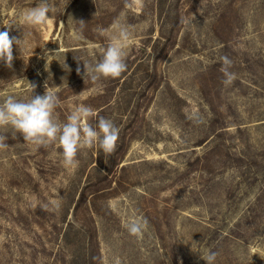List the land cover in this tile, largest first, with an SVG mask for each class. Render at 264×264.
Masks as SVG:
<instances>
[{
  "label": "rangeland",
  "instance_id": "374dc122",
  "mask_svg": "<svg viewBox=\"0 0 264 264\" xmlns=\"http://www.w3.org/2000/svg\"><path fill=\"white\" fill-rule=\"evenodd\" d=\"M36 3L0 0V31L26 37L13 68L0 63V103L47 83L59 121L83 104L119 138L111 156L85 148L67 167L57 144L0 129V264H206L211 251L215 264H264V0H56L62 15L23 25ZM118 22L127 70L84 81L74 57L100 60ZM135 215L149 222L140 238L125 228Z\"/></svg>",
  "mask_w": 264,
  "mask_h": 264
},
{
  "label": "clouds",
  "instance_id": "9594fccd",
  "mask_svg": "<svg viewBox=\"0 0 264 264\" xmlns=\"http://www.w3.org/2000/svg\"><path fill=\"white\" fill-rule=\"evenodd\" d=\"M64 9L61 10L56 0H38L34 7L21 13L20 20L23 25L27 26L44 25L54 16L62 15ZM78 23L82 30L85 22L78 21ZM12 25L21 27L18 24H10L6 26L8 30L0 31V63L9 70L13 68V46L15 45L21 52L26 43L24 33L22 39L10 36ZM115 28L117 34L103 50L100 60L91 63L74 57L77 61V75L81 74L79 65L83 62L84 81L97 82L101 78H118L127 70L126 42L131 38V32L128 26L119 22L116 23ZM58 55L59 49L55 53L44 52V58L47 61L46 70L49 65V57ZM221 62V72L224 76L222 83L226 87L231 86L237 78L236 74L230 71L233 62L227 56L221 57ZM61 66L65 71H71L65 60ZM30 85L33 93L35 85ZM59 104V97L48 89L47 83L43 95L33 96L32 94L27 101L18 100L15 96L8 95L4 102L0 103V129L10 128L12 139H16L17 133H19L26 144L34 145L37 148H47L57 144L62 149L63 163L67 167L77 166V154L85 148H97L98 154L102 151L105 157H109L115 152L119 128L113 120L101 116L93 126L90 121L97 115L95 110L81 104L74 107L67 116L66 122H61L55 115ZM7 140V135L0 134V151L10 148ZM125 228L130 235L140 238L148 230L149 222L144 216L135 215L125 224ZM217 256V252L211 251L201 256V259L206 261V264H215Z\"/></svg>",
  "mask_w": 264,
  "mask_h": 264
}]
</instances>
